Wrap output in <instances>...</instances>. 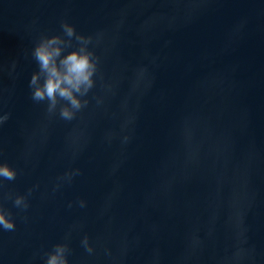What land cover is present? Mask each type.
<instances>
[{"label": "water", "instance_id": "obj_1", "mask_svg": "<svg viewBox=\"0 0 264 264\" xmlns=\"http://www.w3.org/2000/svg\"><path fill=\"white\" fill-rule=\"evenodd\" d=\"M61 21L97 59L71 121L28 87ZM4 113L0 264H264V0H0Z\"/></svg>", "mask_w": 264, "mask_h": 264}, {"label": "clouds", "instance_id": "obj_2", "mask_svg": "<svg viewBox=\"0 0 264 264\" xmlns=\"http://www.w3.org/2000/svg\"><path fill=\"white\" fill-rule=\"evenodd\" d=\"M61 29L66 36H75L81 42V46L64 52L66 42L59 35H42L31 49L37 70L31 74L28 87L33 101L37 103L47 101L49 113L57 108L58 100L66 101L60 105L58 113L62 119L71 121L88 103L86 98H81L86 97L94 86L93 76L97 70V59L85 47L92 37L77 33L74 26L65 21H61ZM7 119V113L0 114V125ZM65 175L69 173L66 172ZM15 177L16 169L5 162H0V183L3 180H14ZM13 205L20 210L26 209L28 206L26 196L15 195ZM80 205L84 206L83 200H80ZM14 227L11 213L0 207V230H13ZM82 243L86 251L91 253L92 248L87 235L82 238ZM67 252L68 247L65 243L54 244L52 250L47 253L44 264H68Z\"/></svg>", "mask_w": 264, "mask_h": 264}]
</instances>
